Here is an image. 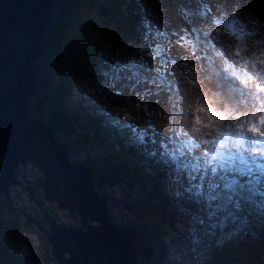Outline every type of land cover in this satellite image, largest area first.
<instances>
[{
	"label": "rangeland",
	"instance_id": "374dc122",
	"mask_svg": "<svg viewBox=\"0 0 264 264\" xmlns=\"http://www.w3.org/2000/svg\"><path fill=\"white\" fill-rule=\"evenodd\" d=\"M130 2L134 5V9H140V12H142L137 17H139L141 24L144 25L143 31L129 29L124 26L126 12H122L123 8L119 0L77 1L78 8L75 9L77 15L72 13L65 21L60 32L52 34V44L48 57L41 59L37 65L38 78L44 79L45 85H42L41 93L31 98L30 105L32 110L28 113L29 119L34 122L38 116L44 114V121H47L50 126L52 125L53 130L59 127V124L55 125L52 122L51 116L45 109V97L53 98L55 96V94L47 92L49 88L58 92L65 90L67 95L62 103L70 106L62 109V111L72 127L68 133L61 131L55 137L58 139L60 136V139L64 137L68 140L69 137L72 138L71 148L72 151L77 150V154L82 147L90 155H98L100 162L90 161L94 166H104L108 163L109 169L113 171L117 170L120 163H122L127 170L130 171L132 166L136 170L135 162L139 164L140 160L136 161L134 154L131 155V152L137 151L140 154H144L145 151L141 149V144L129 143L128 139L130 136L136 139L137 135L143 130L146 118L144 110L150 107L148 106V101L162 98V109L168 112H177L180 108L179 104L183 102V96L179 95L176 97V94L181 91L182 93H191L195 96L191 99L195 114H199L204 121H207L210 117L213 118L220 127L213 136L216 151L212 152L213 149H211L208 161L215 159L219 154L221 155L222 147H224L226 153L231 149L232 151L236 149L239 153V147L251 150L259 148L257 146L259 143L257 140L260 141L259 137L252 136L247 138L243 140L244 145H241L236 138L227 136L228 129L220 123V120L225 118L233 132H236L235 122L239 114H241V110L234 108L228 113L224 103L217 100L216 90L207 76L218 72L220 76L222 75L221 73H224L230 78L236 77L237 87H240L239 83L243 82L248 89L247 91L254 90L257 93V89L251 84V80L255 75L253 64H250V71L249 69L248 71H239V66L236 63H231V61L242 57L245 47L255 48L257 44H255L251 33L261 36L264 33V21L258 22L256 20L244 0H211L208 7H204L199 0H130ZM231 2L235 4L234 8L229 7ZM103 9L108 12L107 17L99 18L97 14ZM234 11L240 12V21H234ZM244 23L246 24L244 25ZM225 24L234 25L237 32L228 33V45L223 52L211 51V49H214L212 46L218 44L216 37L213 35V28L215 26L223 27L222 25ZM206 28H210L212 32L208 33ZM204 43H207V46L210 44V48L204 46ZM136 56L141 57L143 62L137 60ZM206 56L209 66H212V73L208 72L207 68L205 69ZM129 57H134V62L128 63ZM261 59L264 60V54ZM113 60H118V64H113ZM94 61L103 63L100 67H96L93 66ZM108 64L111 65L109 68L112 73L120 74L123 71L127 73V76L134 78L124 81L118 76L117 82L113 81L116 87L126 92L124 99L121 98L119 92H113L111 87L107 85L108 78L105 76V72L110 70L107 67ZM123 64H128V66H122ZM129 66H132L134 70H131ZM136 69L140 72H135ZM92 75L103 78L104 84L100 89L94 82ZM61 78L65 80L64 85L59 84ZM168 84L170 85L167 86ZM84 91L86 94H84ZM250 99H255V102L249 106V109L254 112L258 111L261 114L262 118L258 121L264 125V98L251 97L250 95ZM73 103L75 105H72ZM81 105L88 110L94 111L96 116L92 114L94 118H92L93 116L88 117L87 112L80 110L79 112L84 114L83 118L68 119L73 113L77 112V108ZM159 112L160 114H154L157 117L155 119V116H153V121L155 126H157V130L162 131L159 128V125L162 126V110L159 109ZM77 118H80L79 114ZM113 119L115 120L113 121ZM94 120L99 121L101 124L98 122L94 123ZM171 121L178 122V119L173 118ZM140 122L143 124L142 126L139 125ZM124 123L126 125H123ZM77 125L81 126L84 134L88 130L91 132L88 131L89 133H87L88 135L86 134V137V135L80 134L79 130L76 131ZM105 125H112V128H120L123 125L124 127L121 130L124 131L120 135L114 136L110 134V136H103L102 131H105ZM204 126H207V124H204ZM102 128L103 130H101ZM108 131L107 128L106 132ZM170 135H172L173 139L176 138L174 128L170 131ZM230 135L236 136L235 133ZM155 138L159 141L157 136ZM82 139H86L88 143L91 141L93 144L74 143L75 140L79 141ZM118 143H121L124 148H121ZM253 143H255L254 146H252ZM155 146L156 153L162 155L163 146L158 144ZM131 148H134V151ZM238 158L240 157H234V166H231L234 169L239 167L240 161H238ZM224 159V162L223 159L220 160L222 164H218L219 168L228 167L230 169L229 164L231 161L227 156ZM26 166L31 169L29 174L33 175L34 179L30 178L33 182L26 177L27 174L25 172L19 173L25 168L19 166L21 169L18 168L15 171L18 185H13L9 188L7 197L0 194V264H57L52 257L47 235L50 232L51 221L63 226L60 218L61 210L55 204L44 199L43 193L39 188L43 176L38 175V169L30 163L26 164ZM229 171L232 172L231 170ZM92 173L91 178L94 183H97L94 186L95 190L98 193L109 195L111 197L109 200L119 205L113 208H111L110 204L108 205V210L116 215L118 222L127 221L128 227L126 229H136L138 232L148 236L147 240L145 236L144 240H142L141 247L143 250L148 251L147 247L153 248L154 244L152 243L155 242L156 238H160L162 242L163 239H168V236H164L166 235L164 233H168L173 238L172 247L179 249L181 253L185 252L184 259L193 264V253L185 246L187 242H183L184 240L182 239H180V242L176 233L171 229L173 228L178 236L182 235L185 238L197 239L201 237L205 242L207 241L206 247H208L209 252L204 253L201 251V247L197 248L199 249L198 252L201 256L202 264H217L218 262L222 264H241L240 258L246 257L248 252L252 254V257H255V260L258 257L259 263L262 264L264 261V246H261L260 243L257 245L253 233L251 236L247 230V227H250L253 231L260 233L264 239V218L257 212H251L248 206L232 199L233 202L231 203L235 205L233 204L232 206L234 212L230 214L231 221H237L240 217L235 210L237 205L245 208L251 214L250 219L245 217L242 227L244 229V244H242L245 249L244 254H240V250L235 245V239L231 238L232 235L230 234L225 240L227 248L221 250L216 248L215 250L214 235L219 232L220 227L225 228V230H229L231 227L229 221L223 223L219 221L223 212L213 200L209 199L201 202L203 203L202 205L204 203L213 204L216 207L214 212L212 209H206L202 205L193 208L191 212L198 216L200 224L193 222L190 226V231H187V228H184L180 222L181 216L176 213L174 208L179 205L180 201L187 203L185 201L187 197L186 195H177L174 200L169 201L172 189L165 185L160 191L165 200L162 207L171 214V217L161 215V210L157 203L159 193L155 191L157 189L155 186L157 180L155 178L158 177L159 173L153 174L150 172L153 177L150 181L147 179L150 173L141 169H138L139 177H136V174L132 172H129V174L124 173L126 177L120 175L114 180L115 186H117L116 183L119 184L117 189L111 186L106 188L104 184L99 186V182L96 179L104 177V173L101 170H95ZM261 173L264 174V169H262ZM216 177L209 179L211 183L202 185L205 193L210 194L213 185L225 181L219 170ZM262 179V181L254 184L255 187L257 185L258 187L260 186V190L258 189L257 192L264 191V178L262 177ZM154 180L156 182L152 187ZM196 181L194 184H196ZM181 183L188 186L191 181L188 183L184 180ZM147 184L151 186V188H148V193L146 192ZM122 187L125 188L127 197L123 195L120 189ZM172 187L174 188V185ZM11 188L13 189L11 190ZM14 190L18 194H15ZM120 195L124 198L120 200L122 202L117 201V197H120ZM152 196L155 199L150 200L149 198ZM23 199L26 205H24ZM149 201L155 205L153 211H149L148 209L150 208H148L145 215L135 209L136 204L146 207ZM126 202L131 204L132 208H126ZM123 204L124 208L122 207ZM13 210L19 212L16 218L13 217ZM67 214L70 217L69 213ZM208 214H211V217H206ZM190 217L191 213L186 221L191 220ZM12 219L15 221L14 224L11 222ZM70 220L77 221L78 224L74 227L77 230L80 227L79 218L76 216V219H72L71 217ZM155 220L160 222V227ZM130 225L135 228L130 227ZM146 226L154 229L148 231L145 229ZM191 228L195 229L194 234H191ZM205 229L208 234L202 235ZM168 230H171V232H166ZM158 233H161L162 237ZM153 236L155 239L151 243L150 240L153 239ZM31 238L37 247L36 250L28 251L26 245L25 249L19 247L20 244L17 239L25 241ZM137 242L140 241L136 240L135 243ZM135 243L132 244L139 251L140 248ZM187 246L189 247V245ZM256 250H258V255L253 253ZM172 252L174 257H177L174 250ZM141 258H143V255L138 253L135 259L136 262ZM250 260L242 264H254L253 258ZM178 261L177 264H182V260Z\"/></svg>",
	"mask_w": 264,
	"mask_h": 264
},
{
	"label": "water",
	"instance_id": "95a60500",
	"mask_svg": "<svg viewBox=\"0 0 264 264\" xmlns=\"http://www.w3.org/2000/svg\"><path fill=\"white\" fill-rule=\"evenodd\" d=\"M60 1L0 0V194L7 197L18 185L19 166L32 164L42 173L44 199L79 218L77 230L50 222L47 240L57 264H137L131 242L110 223L106 198H98L89 170L69 161V148L55 142L41 118L28 117L38 90L37 64ZM97 16L106 18L107 11ZM93 79L103 86L102 78Z\"/></svg>",
	"mask_w": 264,
	"mask_h": 264
},
{
	"label": "bare ground",
	"instance_id": "6f19581e",
	"mask_svg": "<svg viewBox=\"0 0 264 264\" xmlns=\"http://www.w3.org/2000/svg\"><path fill=\"white\" fill-rule=\"evenodd\" d=\"M210 1L211 0H199V2H201L204 7L206 6L208 7V4L210 5ZM234 5L235 4L232 2L229 3V7L231 8H234ZM234 17H235L234 21H240L241 20L240 12L234 11ZM245 24L246 23H244V25ZM222 26L223 27L215 26L213 28V35L216 37L218 44L213 45L212 48L214 49H211V51L220 52V53L223 52L224 49L228 45V33L237 32L236 28L232 24H225ZM206 29L208 30V33L212 32L210 28H206ZM248 30L250 31V29ZM251 35L253 36V40L255 41V44H257L255 48L245 47L242 57L234 61H231V63H236L239 66V71H248V69L250 71V64H253V72L255 75L253 79L251 80V84L253 85V87L257 89V93L254 90L244 91L243 89H239L240 87H237L236 82L234 83V80L232 79L236 77H231L230 79L229 77L227 78L226 76H223V78L226 80V83H227L226 89L228 91L233 92L237 100V102L233 104V107L241 110V114H239V117L235 122V127L237 128L236 132H233L231 126L229 125L228 121L225 118L220 120V123L228 129L227 136L231 138H236L237 140H240V139L246 140L247 138L255 136V137H259L260 141L258 142L263 143V145H259L260 147L257 150L248 149L244 151L243 149H240L241 151V154H240L241 156L240 165L241 166L240 167L235 168V169L234 167H231V166H234L232 163V160L234 161L233 156L236 155V153H233V156H227V158L229 157L231 161L229 164V166L231 167L230 169L222 168L220 170L218 167L219 165L222 164V162L218 165L215 159L208 161L211 155V149H213L214 147L213 136L217 133L220 127L213 118L210 117L207 119V121H204L203 118L200 117L199 114H195V112L193 111V108H194L193 102L191 100L195 96L191 93H182L181 91L177 92L176 97H178L179 95L183 96L182 97L183 102L179 104L180 108H179V111L177 112L175 111L168 112L165 109H162V105H163L162 98L160 99L157 98V100H153V99L149 100L148 106L150 107H147L144 110L146 118H145V125L143 127V130L139 133V135H137L136 139L132 138L131 136L128 139L129 143L135 142L137 144H141V149L145 151L143 154V157L145 156V159H146L145 166L150 168L151 173L153 174L159 173L158 177L156 178L157 184H155V186L157 187V189L155 191L159 193V196L157 197L158 199L157 203L159 205L158 206L159 209L161 210V215L166 216V217H171V214L162 207L165 203V200L160 191L164 187V185L165 186L174 185V188H172V194L169 196V201L174 200L177 195L184 196L188 194V197L186 196L187 198H185V201H187V203L180 201L181 205L186 207L189 214L191 213V217H190L191 220L186 221L182 219V224L184 228H187L188 231H190V226L192 225L193 222L200 224V220L198 219V216L194 214V212L192 213L191 211L196 206L202 205L203 203L201 201L204 202V195H207L205 194V189H202V185L204 183H201V182H205V184H208V181H209L208 178H211L214 176L216 177V173L218 170L220 171V175L227 181H229L230 178L237 180L236 177L240 176L246 182H249L250 184L253 185L259 181H262L263 180L262 177L264 178V174L261 173L262 168L264 167V157H263L264 155V125L263 123L258 121L259 119L262 118L261 114L258 111L254 112L249 109V106H251V104L253 103L252 99H250V95L252 96L254 94V97L256 98L258 97L264 98V60L261 59V56L264 54V33H262L261 36H258V34H254V33L253 34L251 33ZM203 45L207 46V43H204ZM207 47L210 48V44ZM135 58L143 62L141 57L136 56ZM134 60H135L134 57H129L128 63L134 62ZM102 63L103 62L94 61L93 66L100 67ZM115 63L118 64V60L117 61L113 60V64ZM122 66L126 67L128 66V64L127 65L123 64ZM205 66H206L205 69L207 68L206 70H208V72H211V73L213 72L212 66L211 65L209 66L207 56H206ZM107 67L108 69H110L109 67H111V65L108 64ZM129 68L131 70H134L132 66H129ZM138 71H139L138 69L135 70V72H138ZM105 76L108 78L107 85L111 87V90L115 93L119 92V94H121L120 95L121 98L124 99L126 97V94H125L126 92L120 90L119 87H116L113 81L117 82L118 76L124 81H126L127 79H134V78L127 76V73L123 71H121L120 74H114L111 72V69L105 72ZM136 81L138 82V80ZM169 85L170 84H168L167 86ZM84 94H86L85 91H84ZM63 95L64 94H62V96ZM72 105H75V104L73 103ZM67 106H70V105H65L63 109L66 108ZM159 109L162 110V115H161L162 116V120H161L162 126L159 125V128L162 129V131L157 130L156 128L157 126H155V123L153 121L154 118L156 119L157 117L155 115H157V113L160 114ZM80 110L87 112L88 117L93 116L92 114L96 116V113L94 111L88 110L85 106L81 105L79 106V108H77V112L73 113V118L74 117L77 118L78 112ZM54 111H56V109ZM153 116L155 117L153 118ZM118 117L120 118V116ZM92 118H94V116ZM173 118L174 119L177 118L178 122L171 121V119ZM114 120L115 119H113V121ZM97 122H98L97 120H94V123H97ZM204 124H207V126H204ZM123 125H126V123H124ZM123 125H121L120 128H116L119 134H122L124 131V130H121L124 127ZM139 125L142 126L143 124L140 122ZM105 126H106L105 131L104 132L102 131V135L103 133H105V135L110 136L109 132H106V129L108 128V130L111 131L109 127H111L112 125H105ZM84 128L85 130H87L86 127ZM173 128H174V133L176 137L175 140L177 142H174L172 135H170V131H172ZM101 130H103V128ZM154 130H156V132H154ZM231 133H235L236 136L230 135ZM77 135H79V133H77ZM155 136L158 137L159 141L156 140ZM53 137L55 140H57V143L59 145H61L62 147L67 146L69 148L68 153L71 152V155L73 158H78V156L82 157L83 161L85 162V168L87 167V163H86L87 161L100 162L99 156L90 155L82 147L80 148L78 156H77L76 153L72 151V148H71L72 138L69 137V140H68L62 137L60 139V136H59L58 137L59 141H58L57 137H55V134ZM158 143H162L163 146L165 147L162 155H158V153H156L155 145H157ZM131 149L134 151V148H131ZM192 151H195V153L193 154ZM230 151L233 152L232 150ZM134 153L136 156L141 157L139 152L134 151ZM198 158L200 160H198ZM70 160L76 164H82V162L76 159L70 158ZM224 160L225 159H223V162ZM250 160L252 162H256V164H250ZM200 162L202 164H200ZM226 163H228V161H226ZM104 168L106 167L105 166L103 167V171L105 170ZM255 168H257V170ZM30 170L31 169L28 168V166H25V168L22 171H19V173L25 172L27 174L26 177L29 178V180L31 181L30 178L34 179V177L31 173L29 174ZM229 170H231L232 172H230ZM91 172H94V170H92ZM37 173L38 175L42 177V173L39 170ZM91 174L93 173H90L89 171L90 178L92 177ZM98 178H101V177H98ZM194 178L198 179L196 184H194L195 182ZM184 179L191 181V184L187 188L182 187L183 185L181 181H184ZM236 185L237 183H235V186ZM13 188H11V190ZM14 192L15 194H18L16 190H14ZM98 196L99 198H106L107 204L108 205L110 204L111 208H113L114 206H117V207L119 206L109 200L111 198L109 195H106L104 193H98ZM138 200H141V199H138ZM23 203L24 205H26L24 199H23ZM202 206L206 209L207 208L212 209L213 212L216 208L213 204L211 205L209 203H204V205ZM140 207L143 208L140 211V213H143L146 215V209L150 208L148 210L153 211L155 208V205L153 202L149 201V204L146 207L141 204H140ZM235 210L241 217H246L248 215L250 219L251 214L248 213V210H246L245 208H241L240 206L237 205L235 206ZM108 211H109V218L111 220V223L115 225L117 228L119 227L121 228L118 220L116 219V215H114L113 213H110V210ZM12 213H13L14 218H16V216L19 215L18 214L19 212L16 210H13ZM67 213L68 212L66 211L60 212L61 223H63V226L64 227L76 226L78 224L77 221L70 220L71 216L69 217ZM11 222L14 224L15 222L14 219H12ZM155 222L159 227L161 226L158 220H155ZM72 224H75V225H72ZM125 224L128 225L127 221H125ZM92 225H97V222H93ZM249 228L250 227H247L248 232H252L251 231L252 229H249ZM194 231L195 229L191 228V234H194ZM166 232H171V230H168ZM175 233H176V236L179 238L176 231ZM207 234H208L207 231H203L202 233V235H207ZM154 239L155 238L153 236V239H151V241ZM130 240L135 243L134 240L132 239ZM17 241L20 244L19 247L23 249L26 248L25 245L27 246L28 251L37 249L34 243V240L32 238L25 240V241L22 239H17ZM36 241L38 240L36 239ZM185 242H187L186 244L189 245V247L187 245L185 246L189 249V251L193 253V264H202V259L198 252L199 249L197 248L201 247L202 248L201 251H203L204 253L209 252L208 247H206L207 241L205 242L200 237L198 239L197 238H185ZM172 243H173V239H172ZM259 243L261 244V246H264V239L261 234L259 236ZM135 244L141 247L142 241L137 242ZM152 244H154L153 248L147 247L149 254L146 255L143 253V258L138 260L137 264H164L166 263L165 261L166 251H165V245L163 244V242L160 241V239L156 238L155 242ZM141 249L143 248L141 247ZM173 250L177 254V257L175 258L176 260H182L181 262L183 264H191L188 262L187 259H184V256L186 255L185 252L181 253L180 250L175 247H173ZM64 255L67 257L66 253ZM178 262L179 261H177L176 263ZM217 264H222V263L218 262Z\"/></svg>",
	"mask_w": 264,
	"mask_h": 264
},
{
	"label": "trees",
	"instance_id": "16d2710c",
	"mask_svg": "<svg viewBox=\"0 0 264 264\" xmlns=\"http://www.w3.org/2000/svg\"><path fill=\"white\" fill-rule=\"evenodd\" d=\"M77 1L78 0H61L55 9V22L53 27L51 28L48 36H47V40H46V51L43 54V58H47L48 57V53H49V49L51 48V44H52V34H58L60 32V30L62 29V27L65 24V21L70 17V15H72V13L74 15H77V11H75L76 8H78L77 6ZM121 3H125V6L123 7L122 12H126L125 15V19H124V26L125 27H129V25H131V27L136 24H138L139 26L142 27V24L139 20L138 14H142V12H140L139 10L134 9V5L132 4V2H129V0H120ZM171 1V0H169ZM246 5L250 8L252 14L254 15V17L256 18V20L258 22H263L264 21V0H244ZM129 2V3H128ZM140 28V27H139ZM188 28V27H186ZM142 31V30H141ZM44 79H41V81L39 82V88H43L42 85H45L44 83ZM64 79H60L59 80V84L60 85H64ZM65 90H61V91H56L55 89H51L49 88L47 92L51 93V94H55V96L53 98L50 97H45V104L44 106L47 109V113L51 116L52 120H54L56 122V124H59V129H66L69 130L70 126H68V121H66V119L64 118L63 114H57L55 112L52 111V107L54 103H57L58 100H60L62 98V92H64ZM39 92V91H38ZM41 93V91L39 92ZM38 93V94H39ZM42 96V95H41ZM54 102V103H53ZM44 116V114L42 115ZM63 116V118H62ZM63 122V125H61L60 123ZM51 127H53L51 125ZM109 166H106V168H104L105 172L108 174L106 175V178H100L98 179L100 183L104 184V185H109V186H113L115 185L114 180L117 178V172L112 171L110 172ZM108 170V171H107ZM112 174L114 175V177L112 176ZM117 186H119V184L116 183ZM230 186L226 187L223 186V188L220 189H215L213 195L215 196V199L218 200L221 204V198H222V194L223 192L226 194H230L232 196H235L237 199L243 200V198H245L246 196L241 192H236V190H233L234 188L231 187V189H229ZM250 199V198H248ZM247 200V199H246ZM250 203V200H247ZM224 206V204H223ZM252 207V205H250ZM257 210L260 211L259 206H257ZM224 211H226V209H224ZM227 212H225L224 214V219L222 218L221 222H225V220H228L227 217ZM264 216V215H263ZM245 219L243 217L239 218L237 220V222L232 224V227L230 228V230H225L222 228V233L219 234L218 236V241H219V246L222 244L223 240L226 238V235L228 233H233L235 232V238L237 239V242L235 243L237 247H240L242 245V239H241V228H242V224L244 223ZM145 229L150 230L151 228L149 227H145ZM125 235L132 239V240H139L141 241L143 235L140 234V232L138 233L137 231L134 230H130L128 232H125ZM256 241H259V238H256ZM242 254H244V251L241 252ZM250 254L244 258H241L240 263H247L250 260ZM254 263L257 264V260H255L253 258L252 260Z\"/></svg>",
	"mask_w": 264,
	"mask_h": 264
}]
</instances>
